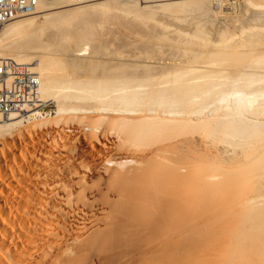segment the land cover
Instances as JSON below:
<instances>
[{
  "label": "bare ground",
  "instance_id": "obj_1",
  "mask_svg": "<svg viewBox=\"0 0 264 264\" xmlns=\"http://www.w3.org/2000/svg\"><path fill=\"white\" fill-rule=\"evenodd\" d=\"M206 1L212 8L210 17L221 14L230 17L224 13L223 0L164 1L143 8L138 7L137 0H97L81 5L73 0H43L36 12L28 15L31 17L21 16L27 18L0 27V58L29 65L40 82L36 109L8 117L0 115V264H240L244 260L264 264L261 238L258 243L249 244L254 246L255 254L237 250L239 246L247 248L241 245L243 240L238 243L236 240V248L235 245L230 248V241H225L226 246L229 244L230 249L239 253L229 251L232 256L227 252L229 262L224 259L228 246L222 248L224 255L219 242L218 247L212 245L214 224L223 221L220 217L211 220V209L220 213L215 208L218 201L212 195L214 199L218 195L221 198L223 190L217 187L227 185L216 186L221 182H212L216 193H210L211 181L218 175L208 174L202 165L201 171L196 170L200 172L198 175L194 169L197 155L204 164L210 160L215 164L243 160V151L221 146L207 149L208 141H203L197 132L205 131L209 138L220 136L226 142L246 137L255 144L253 179L260 193L245 202L258 209L264 204V52L258 47L253 48L254 54L245 49L249 59L258 51L257 57L249 61L260 64L240 69L236 64L240 58H236L238 48H245L250 39L240 37L244 41L236 43L230 39L234 31L227 36L229 31L226 35L222 29L215 41H209L205 32L209 29L202 26L210 18L206 12L208 20L198 17L202 24L189 23L191 26L186 28L190 32L185 35L183 25L180 35L177 34L180 30L175 27L177 24L174 28L169 25V32L164 25L165 31L160 30V35L151 30L163 23L162 19L160 23L155 21L157 10L176 14L195 9L201 13V9L209 10ZM254 1L247 3L253 8L264 7V0ZM112 19L118 30L126 33L130 29L126 35L132 33L138 42L152 39L157 48H162L155 49L156 43L149 40L154 43H151L153 52L144 46V50L126 55V60L111 67L106 65L109 61L94 57L81 62L84 47L78 48L84 42L97 41L101 22L105 24ZM150 20L156 22L155 28L151 25L144 28L142 25ZM44 27L58 29L59 33H52L55 36L52 42L37 45V34ZM245 27L240 28V34H248ZM171 28L176 30L174 34L172 29L174 36L179 38L182 33L184 40L173 39ZM207 46L204 53L201 48L206 51ZM164 48L181 52L184 48L188 51L183 50L185 55L190 56L172 52V57H168L165 50L161 52ZM228 53L236 54L232 56L237 60L233 64L238 65L237 69H229L231 65L228 68L226 64L220 66L219 58L213 59L216 56L224 59ZM244 54L241 50L239 56ZM99 68L101 73H96ZM74 69H83L84 73ZM50 100L56 103V110L51 113L46 111ZM39 106L44 108L37 109ZM234 187L232 191L236 190ZM250 208L253 210L252 206L247 210ZM251 210L247 211L246 215L250 213L247 217L251 216L255 224H264V211ZM223 213L230 215L227 211ZM240 230L234 232L238 234Z\"/></svg>",
  "mask_w": 264,
  "mask_h": 264
},
{
  "label": "rangeland",
  "instance_id": "obj_2",
  "mask_svg": "<svg viewBox=\"0 0 264 264\" xmlns=\"http://www.w3.org/2000/svg\"><path fill=\"white\" fill-rule=\"evenodd\" d=\"M154 2L152 3V2H150V3H143V2H141V0H137V4H138V7H140V8H143V7H145V6H152V5H157L158 3L160 4V3H164V1L166 2H176V1H181V0H163V2L160 0V1H158V0H153ZM184 1V0H183ZM201 1V0H200ZM204 1V0H203ZM225 1V2H224ZM156 2H158V3H156ZM223 7H224V9H226L225 10V12L224 13H226L227 15H230V17L229 16H226V18L221 14V15H217L216 17H210V16H212V15H210V14H208L209 12H210V10L212 11V8L207 4V1L205 2L206 4H207V6H209L208 8H209V10L207 11H204L205 9H201V10H203V12H201L200 13V11H198V10H195V9H191V11H193V12H189V11H181V13H176L175 14V12H173V14H171V12H163V11H161V10H157V13H156V19H155V21H157V23H160V21H161V19H162V22L163 23H167V24H163L162 22V24L160 25L161 27H162V29L160 28V26H158V29H156L155 27H154V22L155 21H151L150 20V23H149V21H148V23L147 24H145V25H142L143 27L145 26L146 27V25H148V26H152V27H154L155 29H153V28H151V30L153 31V33H156V32H158V33H156V34H161L162 32H163V30L166 28V27H168V29H167V31L169 30V28H170V26L171 27H173V25L175 26L176 24V26L175 27H179L178 29H180V30H178V33L177 34H179L180 35V32L179 31H181V28L180 27H182L181 25H183V27L182 28H189V26H191L190 24H192V23H194V22H198V23H196V24H202V20H200L199 18L201 17V19H204V20H208L209 19V21L211 20V22H209V21H207L206 23H207V25H206V23H204L203 22V24H202V26H206L204 29L205 30H208L209 32H210V34L208 33V31H205L206 33H207V35H209L210 36V38H209V36H207L210 40L209 41H211V40H213V41H215V39H217L219 36L218 35H220V33H222V31H224L225 32V30H226V35L228 34L227 32L229 31V35H227V36H231L233 33V36L232 37H230V39L232 38V40L231 41H235L236 43L238 42V43H240L241 41H244V38L245 39H250L249 41H250V43H249V41L247 40L246 41V43L245 44H247V46L244 48V47H241V49H239L238 48V51L240 50V52H239V54H237V56L238 57H236V58H239V59H237V60H239V61H237V60H235L236 58H235V56H236V54H234V53H232V55L234 54L235 56H230V54L231 53H228L229 54V56L230 57H227L228 56V54H227V56L226 55H224V59H223V56H221V59H220V56H216L215 58H213V59H215L214 61H216V59L217 58H219V60L217 59V63L218 64H220V66L222 65L223 67L225 66V64H226V67H228V65H231V66H229L228 68L229 69H237L236 68V66H238L239 65V68L241 67V68H243V69H245V68H247L248 66V68H250V67H254V65L256 66V67H258L259 66V64L257 63V64H252L251 63V61L255 58V57H257V55H258V53L256 52V54H255V56L254 57H252L251 55H250V59L248 58V56H249V53H248V56H247V51L246 50H248V51H250L251 50V53H253L254 54V49L255 48H257L258 50H259V48H260V50H262L261 52H264V49H262V48H264V46H262V45H264V42H262V40H264V39H261V36L262 35H264V26H262V25H264V16H262V15H264V10H261V9H264V7H252V6H250V5H248V3H247V0H223ZM253 2H255L254 0H253ZM257 2H259L258 0H257ZM235 3V4H234ZM229 4V5H228ZM247 5V6H245V5ZM235 7V8H233V7ZM246 7H247V10H246ZM205 8H207V7H205ZM230 8V9H229ZM245 8V9H244ZM251 8V9H250ZM257 8V9H256ZM223 9V10H224ZM228 9V10H227ZM232 9V10H231ZM240 9V10H239ZM194 10H195V12H194ZM235 10H236V12H235ZM255 10V11H254ZM158 11H160V12H158ZM235 13H233V12ZM253 11V12H252ZM205 12L208 14V16H207V18L208 17H210V18H206L205 17ZM232 12V13H231ZM245 12V13H244ZM247 12V13H246ZM165 15H164V14ZM201 14V15H198V14ZM231 13V14H230ZM179 14V15H178ZM184 14V15H183ZM191 14V15H190ZM257 14H258V17H257ZM112 15H114L113 13L111 14V16ZM158 15L159 16H161V17H158ZM190 15V16H189ZM198 15V16H197ZM210 15V16H209ZM235 15V16H234ZM167 16V17H166ZM169 16V17H168ZM175 16V17H174ZM182 16V17H181ZM187 16V17H186ZM203 16V17H202ZM221 16H222V19H221ZM27 17H31V16H27ZM27 17H22V18H18L17 20H19V19H23V18H27ZM127 17H129V16H127ZM165 17V18H164ZM174 17L175 18V20H176V18L178 19V18H181L182 20H184L185 19V22H183V23H181L182 22V20H181V22L180 23H178V21L176 20H174V18L172 19V18ZM195 17H197V18H195ZM199 17V18H198ZM229 17V18H228ZM241 17V18H240ZM130 18H131V16H130ZM158 18V19H157ZM165 19V22H164V19ZM169 18V19H168ZM171 18V19H170ZM213 18V19H212ZM262 18V19H261ZM191 19V20H190ZM197 19H198V21H197ZM245 19V20H244ZM252 20V21H250V20ZM255 19H257V20H255ZM260 19V20H259ZM113 20H115V19H112V22L111 21H105V24L103 23V22H101V24L100 25H103L102 27L99 25V30H100V33H99V37H98V39H96L97 41H95V40H90V41H88L87 42V44L84 42V43H82L81 44V46L78 48V50H80V49H82V47H84L83 49V51L80 53V58H81V62L82 61H88V60H92V58L94 57L96 60H99V61H103V62H105V63H107L108 61V63L106 64V65H108V66H112V65H114L115 63H119V62H123L122 60H126L127 58V56L126 55H128V57H129V55L130 54H132V53H134V54H136V52H138V50H141V49H143L144 50V46H145V48H146V50H151V48H152V52H153V47H154V45H156V47H154L155 49L157 48V42H155L154 40H152V39H149V40H152L153 42H155L156 44H154L152 41H150L149 42V40H147L146 39V43L144 42V40L145 39H143L142 41H139L138 42V39L136 38V37H134L135 35H133L132 33H131V35L130 34H127L126 35V33H128V31L130 32L131 30L129 29L128 30V28H127V32L125 33V32H123V31H120V30H118L119 29V27L117 28L116 27V25H117V23H115ZM170 20V21H169ZM175 21V24H173L174 23V21ZM225 20H227V21H225ZM236 20V21H235ZM244 20V21H243ZM249 20V21H248ZM14 21V20H13ZM167 21V22H166ZM200 21V22H199ZM202 21V22H201ZM152 22V23H151ZM170 22H172L171 24H170ZM229 22V23H228ZM231 22V23H230ZM246 22V23H245ZM103 23V24H102ZM113 23H115V24H113ZM156 23V22H155ZM190 23V24H189ZM211 25H210V24ZM248 23H251V24H248ZM256 24V25H252V24ZM258 23V24H257ZM138 24H140V23H138ZM195 24V25H196ZM222 24H224V25H222ZM239 24H241V25H239ZM244 24V26H242ZM246 24V25H245ZM156 26H157V24H155ZM159 25V24H158ZM166 27H165V26ZM170 25V26H169ZM210 25V26H209ZM222 25V26H221ZM230 25V26H229ZM234 25H236V26H234ZM253 27H252V26ZM261 27H260V26ZM139 26V25H138ZM141 26V25H140ZM147 26V27H148ZM243 28V27H245V29H247L248 30V34H243V33H239L240 32V28L241 27ZM116 27V28H115ZM143 27H141V29L140 30H143L142 28ZM144 27V28H145ZM163 27H165V28H163ZM193 27H194V25H193ZM225 27V28H224ZM229 28V30L227 29V28ZM237 27V28H236ZM239 27V28H238ZM250 27V28H249ZM258 27V28H257ZM160 28V29H159ZM174 28V27H173ZM173 28H171V31H172V29ZM184 28V29H185ZM185 29V30H183L182 29V31H183V33H184V35L186 34V32L187 31H189L190 32V29L188 30V29ZM214 28V29H213ZM253 28V29H252ZM256 28V29H255ZM121 30H124V28L122 29V28H120ZM148 29H150V28H148ZM148 29H144L146 32H148ZM175 29H177V28H175ZM191 29H192V27H191ZM194 29V28H193ZM223 29V30H222ZM54 30V31H53ZM58 30V29H57ZM57 30H55L54 28H49L48 29V27L46 28V27H44V29H42L40 32H39V34H37V37H36V40L38 39V43H37V45H42V44H45V43H48V42H52V40L54 39V35H52V33L53 34H55L56 33V31ZM103 30V31H102ZM126 30V29H125ZM155 30V31H154ZM158 30V31H157ZM162 32H161V31ZM174 30V29H173ZM222 30V31H221ZM247 30H244V31H247ZM257 30H260V31H262V32H260V34L257 32ZM102 31V32H101ZM165 31V30H164ZM174 31H175V33H174ZM174 31H172V32H170V33H174V34H176V30H174ZM193 31V30H192ZM192 31H191V33H192ZM234 31V32H233ZM149 32H150V30H149ZM148 32V33H149ZM169 32V31H168ZM168 32H164L165 33V36H166V33H167V36L169 37V33ZM231 32H233V33H231ZM57 33H59V31L57 32ZM57 33H56V35H57ZM125 33V34H124ZM164 33H163V35L162 36H164ZM215 33H217L216 35H215ZM219 33V34H218ZM230 33H231V35H230ZM246 33V32H245ZM257 33V34H256ZM174 34H173V36H172V38L173 37H176V39H180L181 38V36H182V33H181V36L178 38L177 36H179V35H175L174 36ZM235 34H236V36H235ZM250 34V35H249ZM101 35V36H100ZM133 35V36H132ZM183 35V36H184ZM187 35H189V33H187ZM206 35V34H205ZM246 37H245V36ZM248 35V36H247ZM257 35H261L260 36V38L257 36ZM190 36V35H189ZM213 36V37H212ZM217 36V37H216ZM238 36H239V38H238ZM53 37V38H52ZM170 37H171V34H170ZM184 37H188V36H184ZM226 37V36H225ZM240 37H244V38H241L240 39ZM51 38H52V40H51ZM100 38V39H99ZM102 38V39H101ZM130 38V39H129ZM235 38H236V40H235ZM262 38H264V37H262ZM129 39V40H128ZM173 39H175V38H173ZM182 40H184L183 38H181ZM239 39V40H238ZM253 39H255L256 41H258L257 43H256V41L255 40H253ZM106 42H105V41ZM127 40V41H126ZM135 42H134V41ZM165 40H166V38H165ZM99 41H100V43H99ZM101 41L103 42V43H101ZM124 41V42H123ZM149 43H148V42ZM251 41L253 42L252 44H254L253 46H252V44H251ZM255 41V42H254ZM94 42V43H93ZM122 42V43H121ZM129 42V43H128ZM166 42V41H165ZM164 41H162V43H165ZM249 44H248V43ZM92 43V44H91ZM98 43H99V46H97L98 45ZM133 43V44H132ZM137 43V44H136ZM139 43V44H138ZM141 43H143V44H141ZM151 43H153L154 45H151ZM260 43V44H259ZM84 44V45H83ZM96 44V45H95ZM101 44H102V47L100 48V46H101ZM105 44V45H104ZM120 44V45H119ZM137 46V48H135L136 46ZM145 44H148V45H145ZM258 44V45H257ZM94 45H95V47H94ZM130 45H131V47L132 48H130ZM150 45H151V47H150ZM166 45H168V44H166ZM166 45L164 46L165 48H167L166 47ZM251 45V46H250ZM257 45V46H256ZM260 45V46H259ZM99 47L97 50V52L99 53V51H101L100 53L101 54H97V52L95 53V52H93L97 47ZM140 46L142 47V48H140ZM148 46H149V48H148ZM153 46V47H152ZM163 46V45H162ZM254 46H256V47H254ZM172 47V46H171ZM248 47V48H247ZM93 48V49H92ZM127 48V49H126ZM148 48V49H147ZM159 48H162V47H159ZM159 48H157V49H159ZM162 49L161 50V52L162 51H168L169 49ZM168 48H170V45H169V47ZM209 47L207 46V48H206V51H205V48H201L202 49V51H204V53H206L207 52V49H208ZM254 48V49H253ZM57 49V48H56ZM100 49V50H99ZM102 49H103V51H102ZM129 49H132V50H129ZM154 49V52L156 51ZM174 51H176V52H174ZM200 49V48H199ZM204 49V50H203ZM246 49V50H245ZM256 49V50H257ZM59 50V49H58ZM127 50V51H126ZM134 50V51H133ZM150 50H149V52H150ZM172 50V51H171ZM171 50H169L168 51V53H166L165 51H164V53L166 54V55H168V57L170 56V57H172V52L173 53H175L174 55H176V53L177 52H181V50H177L176 48H171ZM183 50H184V48L182 49V52H181V57L183 56V55H185V53L184 52H187L188 53V51H186V50H184V52H183ZM241 50H242V52L243 53H245L243 56H244V58L243 59H245V60H243L242 59V61L240 60L241 59V57H243V56H239L240 55V53H241ZM244 50V51H243ZM255 50V51H256ZM110 51V52H109ZM132 51V52H131ZM136 51V52H135ZM201 51V52H202ZM246 51V52H245ZM253 51V52H252ZM57 52V51H56ZM60 52V54L62 55V53H61V51H58L57 53H59ZM125 52V53H124ZM128 52V53H127ZM131 52V53H130ZM65 52H63V54H64ZM67 53H69L68 51L66 52V54ZM92 53H94L93 54V56L91 55ZM107 53V54H106ZM163 53V52H162ZM162 53H160L159 55L161 56V54ZM169 53H171V54H169ZM182 53H183V55H182ZM107 56H106V55ZM252 54V55H253ZM97 55V56H96ZM102 55V56H101ZM114 55V57H112ZM187 56H190V53L189 54H186ZM185 55V56H186ZM64 56V58L65 57H67L66 55H63ZM118 56V57H117ZM123 56V57H122ZM162 56H164V54L162 55ZM247 56V57H246ZM111 57V58H110ZM120 57V58H119ZM165 57H167V56H165ZM234 57V58H233ZM251 57H252V60H251ZM87 58H88V60H87ZM164 58V57H163ZM230 59L229 61H230V63H229V61H228V59ZM247 58V59H246ZM82 59H85V60H82ZM94 59V60H95ZM111 59V60H110ZM129 59V58H128ZM212 59V60H213ZM222 59H223V61H226V63L225 62H223L222 61ZM105 60V61H104ZM112 60L114 61V62H112ZM235 60V61H234ZM249 60H251V61H249ZM222 61V62H221ZM237 61V62H236ZM244 61V62H243ZM247 61H249L251 64H252V66H250L251 64L250 63H248ZM110 62H111V64H110ZM221 62V63H220ZM235 62H236V64L238 63V65H233V64H235ZM245 65V66H243V64ZM86 63V62H85ZM113 63V64H112ZM229 63V64H228ZM217 64V65H218ZM240 65H242V66H240ZM81 66H79L78 68H80ZM232 67V68H231ZM233 67H235V68H233ZM245 67V68H244ZM240 68V69H241ZM75 70V72H78V70L79 69H74ZM73 70V71H74ZM99 71H97L96 73H101L100 71H101V68H99L98 69ZM80 71V73L82 74V73H84V72H82L83 71V69L81 70H79ZM74 72V74L76 75V76H78V75H81L80 73L78 74H76ZM50 103H49V105H48V107H47V109H46V111L47 112H49V113H51V112H54L55 110H56V103L55 102H53L52 100H50L49 101ZM204 132L205 131H203V132H200V134L197 132L196 134L197 135H199V137L200 138H202L203 139V141H208L207 142V145H206V147H207V149L209 148V150H211V149H215V148H218V146H221V147H225L226 149L228 148V149H230V150H234V151H240V152H242L241 154H242V161L241 162H223V161H221V162H218V161H216V164H215V161H211L210 160V163H208V164H204V163H202L201 161H200V158H199V156L197 155L196 157H195V160L196 159H198V160H196V163H194V169H195V171L196 170H198L199 171V169H200V171H201V167H199L200 165H202V167H205V168H207V172H208V174H214V175H218V177H217V179L216 180H214V181H211V184H210V186L212 187V191H210V193L211 192H215L214 190V187L216 188V186L217 185H220V184H222L223 183V186L224 185H227V187H229V188H227L226 186L224 187V188H222V185H220V186H218L217 188H219V187H221V190H223V193L222 194H220V189L218 190L219 192V194H220V196H222L221 198L219 197V195H218V199H214V195H212L213 196V200H216V201H218L219 202V204H215L216 205V207L215 208H219L220 209V213H214L213 212V209H211V211H210V216H211V220H214V219H216V218H223V221H221V222H218V223H215L214 224V229H215V233H214V236L213 237H211L212 239H213V241H214V243H213V241H212V245H214V244H218V242H219V250H220V247H221V251H222V253H223V250H222V248H224V246H226V243L228 242V241H230V248H232L231 247V245H235V246H233V247H238V245L236 246V240H237V243H238V240H243L244 241V243L243 244H241V245H244L245 247H247L246 249H244V248H242V247H238V249L237 250H241V252L242 253H244L245 254V252L246 253H251V254H255L254 252H252L253 251V249L254 248H252V247H254V246H250V245H253L252 243L254 242V243H258V241H259V239L260 240H264V236H262V235H264V230H262V229H264V226H262L261 228H260V226L261 225H264V224H257L258 222H256V224L255 223H253L254 222V219H253V221H251L252 219H251V216H250V218L249 217H247V215H250V213L249 214H247L246 215V213H247V211H249L250 212V210H251V208H250V210H247V209H249V207H253V210H251V211H253V213H254V211H255V213L257 212V210H258V213H261V211H264V207H262V206H264V204H261L260 206H258V207H260L259 209L261 210H259L258 208H256L255 206L256 205H253V204H249V203H246V202H248V200H251V199H254L256 196H257V193H260V192H257L256 190L257 189H255L256 188V183H255V180L253 179L254 178V169H252V168H255V161H253L254 160V153H255V144L254 145H252L253 144V142H251V141H248L247 140V138L246 137H244L243 139L241 138V140H236L235 142L234 141H229V142H226L225 141V139H223V138H221L220 136H217V135H215V137L214 138H209V137H211V136H205V134H204ZM207 139V140H206ZM243 140L244 141H247V142H243ZM225 141V142H224ZM211 142V143H210ZM232 142V143H231ZM215 143V144H214ZM250 143V145H248ZM208 144H210V146L208 147ZM245 145V146H244ZM242 147V148H241ZM195 148H197V147H194V149ZM211 148V149H210ZM246 151V152H245ZM244 155V156H243ZM245 157V158H244ZM197 161H198V165H197ZM201 163H200V162ZM243 161H244V163H243ZM248 162V163H247ZM252 162H253V164H252ZM220 163V164H219ZM230 165H229V164ZM234 163V164H233ZM249 164V165H248ZM204 165V166H203ZM245 165H247V166H245ZM254 165V166H253ZM197 166V167H196ZM218 167V168H217ZM199 168V169H198ZM223 168V169H222ZM237 170V171H236ZM244 170V171H243ZM252 170V171H251ZM198 171H196L195 172V175L197 174H199L200 172H198ZM205 172H206V170H205ZM206 172V173H207ZM230 173V174H229ZM242 173V174H241ZM226 174V175H225ZM234 175V176H233ZM220 177V178H219ZM229 178H231L232 180V182L234 183H232L230 180H229ZM233 178H234V180H233ZM237 178V179H236ZM226 179H228V181L226 180ZM221 180V181H220ZM221 182V183H216L215 184V182ZM212 182H214V184L216 185V186H214L213 185V183ZM225 182V183H224ZM236 182V183H235ZM233 186H232V185ZM238 184V185H237ZM229 185V186H228ZM230 186H231V188H230ZM236 188H235V187ZM233 187H234V189H236L234 192H235V194H234V192L232 191V189H233ZM217 190V189H216ZM238 190V191H237ZM232 191V192H231ZM222 192V191H221ZM262 192V191H261ZM216 193V192H215ZM234 194V195H233ZM211 196V197H212ZM238 196V197H237ZM234 198H237V200L239 199V201H235V199ZM246 201V202H245ZM214 205V206H215ZM257 210H256V209ZM255 209V210H254ZM245 210H246V212H245ZM223 211L226 213V211H227V213H229L230 215H228V216H226L224 213H223ZM257 213V214H258ZM262 213H264V212H262ZM244 215H246V217L249 219L248 221H247V218L244 216ZM251 215H252V218H253V214H252V212H251ZM262 216V215H261ZM241 218H244V219H242L241 220ZM245 218H246V220H245ZM256 218V217H255ZM262 222H264V220H262ZM262 222H260V223H262ZM256 225V226H255ZM259 225V226H258ZM253 226H255V228L253 227ZM256 227H258L257 229H256ZM241 229V230H240ZM235 230H240V231H237V233L238 234H242V235H240V239L237 237L238 236V234H236V232H234ZM242 230H244L243 232H241ZM249 230V231H248ZM256 230V231H255ZM257 230H259V231H261V234H260V232L259 231H257ZM247 231V233L249 234V237H248V234H246L245 232ZM254 231H255V233H254ZM241 232V233H240ZM259 234H258V233ZM232 233H234V234H232ZM258 234V235H254V234ZM243 234H245L244 236H243ZM232 235H234V236H232ZM235 235H236V237H235ZM250 235H252V236H250ZM259 235H261L260 237H259ZM231 236V237H230ZM255 236V237H254ZM247 237H248V241H249V243H247L248 241H247ZM234 238H235V240H234ZM243 238H245V240L243 239ZM256 240V242L254 241V240ZM257 239H258V241H257ZM225 241H227V242H225ZM234 241V244L232 243ZM216 242V243H215ZM252 242V243H251ZM223 243H225L224 245H223V247H222V244ZM229 243V242H228ZM247 243V245H245ZM250 244V245H249ZM215 245V246H216ZM218 245H217V247H218ZM221 245V246H220ZM240 245V244H239ZM255 245V244H254ZM228 246V247H227ZM227 248L226 249H228L229 248V244H227ZM228 249V250H226V249H224V250H226L225 251V253H227V252H229V251H231V252H233V251H235V252H233L234 253V255H236L235 253H238V252H236V250H234V248H233V250L232 249ZM255 249H257L258 250V248L257 247H255ZM231 252H229L230 253V255L232 254V256H233V253H231ZM219 253H220V251H219ZM221 254V253H220ZM224 254V253H223ZM239 254V253H238ZM225 255V254H224ZM223 255V256H224ZM229 254L227 253V255H226V257L224 256V259H226L227 258V256H228ZM230 255H229V257L228 258H230ZM243 257V256H242ZM228 258L225 260L226 262L228 261ZM231 260V259H230ZM229 262V261H228ZM240 262V261H239ZM245 262H247V261H242V262H240V264H244ZM247 263H249V262H247ZM249 264H252V263H249Z\"/></svg>",
  "mask_w": 264,
  "mask_h": 264
},
{
  "label": "built area",
  "instance_id": "obj_3",
  "mask_svg": "<svg viewBox=\"0 0 264 264\" xmlns=\"http://www.w3.org/2000/svg\"><path fill=\"white\" fill-rule=\"evenodd\" d=\"M43 0H0V27L21 16L33 15ZM97 0H73L81 5ZM39 79L27 64L0 58V115L27 112L38 104ZM39 106L37 109H43Z\"/></svg>",
  "mask_w": 264,
  "mask_h": 264
}]
</instances>
